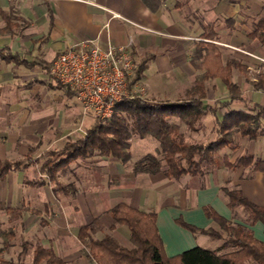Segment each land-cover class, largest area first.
<instances>
[{
    "label": "crops",
    "instance_id": "1",
    "mask_svg": "<svg viewBox=\"0 0 264 264\" xmlns=\"http://www.w3.org/2000/svg\"><path fill=\"white\" fill-rule=\"evenodd\" d=\"M225 6L223 1L212 7L206 5L201 15L194 17L184 11L191 7L188 0H161L159 6L154 0H0V9H11L19 17L13 33L0 37V160L37 159L82 138L94 125L96 118L84 114L73 93L48 72L54 58L73 43L93 40L106 47L130 42L135 67L146 61L142 78L129 86L131 96L141 92L136 96L146 100L145 92L184 94L193 85V79L201 74L191 62L195 44L202 40L204 29L212 27L214 21L223 25ZM195 20L197 26H194ZM0 26H3L1 18ZM215 32L218 42L214 43L223 50V34ZM232 39H227L226 43L232 44ZM7 51L16 55L19 62L3 60ZM245 54L253 57L250 51ZM212 85H216L217 90ZM223 86L218 79L207 82L204 103L211 107L223 103ZM254 92H257L254 103L264 105V95ZM153 100L147 99L154 104L179 102V99ZM222 114L223 109L219 110L218 117ZM204 118L216 124L211 114ZM260 138L263 141L264 136L258 137L252 145L257 149L253 154L258 155L262 148ZM156 147L155 144L154 152ZM41 163L32 161L0 179L4 183L8 177L17 189L11 194L2 189L0 232H14L13 240L20 239L21 244L31 242L51 248L66 264H95L87 261L86 251L77 236L80 229L96 220L103 223L97 238L112 234L122 242L128 241L129 231L125 226H115L113 231L108 229L111 222L107 214L118 204L156 215L157 231L168 257L195 247L208 250L219 247L213 246L217 242L208 237L193 234L176 224L180 218L198 229L212 227L213 222L204 215V208H211L231 223L248 227L253 236L264 243L261 222L249 226L244 212L241 213L244 219H240L237 208L227 207L220 192L229 181L223 169L168 180L160 174L133 175L131 167L110 158L93 156L77 159L58 172L61 185L69 188L68 192L55 197L49 185L33 183L38 179L47 180L40 170ZM32 168L34 177L24 176ZM246 170H238L233 185L249 201L264 209V173L244 176ZM94 174L99 175L98 181ZM24 188L45 191L46 197L41 196L40 206L34 201L32 206L35 207L25 205ZM6 208L20 211L7 213Z\"/></svg>",
    "mask_w": 264,
    "mask_h": 264
},
{
    "label": "trees",
    "instance_id": "2",
    "mask_svg": "<svg viewBox=\"0 0 264 264\" xmlns=\"http://www.w3.org/2000/svg\"><path fill=\"white\" fill-rule=\"evenodd\" d=\"M154 1L157 6L161 5V0ZM0 18L3 23V26H0V37L12 34L18 26L16 22L19 21V17L11 9H0ZM225 23L232 28L234 18H226ZM247 37L264 44V18L254 25ZM200 38L202 40L195 44L191 62L201 74L194 78L193 85L186 90L184 100L154 104L139 96L129 95V98L115 103L111 118L105 121L96 118L94 125L82 138L67 142L60 150L47 152L34 160L31 157L16 162L0 160V179L32 161H41L40 170L47 180L43 182L38 179L33 183L40 186L49 185L53 195L58 197L60 192H68L69 188L61 185L58 172L77 159L98 156L131 167L133 175L160 174L168 180H178L187 174L203 173L199 170L203 163L214 166L219 152L223 148H229L234 135L238 134L241 138L250 140L263 137L264 105L255 104L248 110L232 108L223 111L219 118V110L227 108L229 104L217 103V107H211L204 103L207 99L206 83L217 79L226 87L230 102L242 103L240 86L232 81L231 77L233 70L246 74L247 68L236 58L222 60L221 49L214 43L218 42V37L213 27L205 28ZM3 60L19 62L18 57L8 51ZM145 68L146 61L136 65L131 80L128 78V88L142 78ZM251 86L253 90L264 93V74H258L251 82ZM207 114L215 117L217 138L206 145L184 143L179 133V124L173 119L193 129L195 123ZM133 137L153 141L157 146L155 152L133 161L130 153ZM226 164L230 166L228 162ZM218 166L220 165H216L217 169ZM235 166L250 168L252 173H264V160L255 159L251 155L238 158ZM220 192L229 209L243 210L248 217L249 226L257 221L264 225V209L249 201L239 189L222 187ZM5 211L13 213L20 210L6 208ZM203 212L206 218L213 222L212 227L198 229L180 218L176 220V224L193 234L204 235L211 241H220L221 245L215 250L195 247L168 257L157 231L156 215L142 213L124 204L115 205L109 210L107 216L111 225L108 229L113 231L115 226H125L129 231L127 242H122L112 234L97 238V234L103 230V223L100 220L80 229L77 240L86 251L87 261L95 264H242L245 259L264 264V243L257 240L248 227L229 222L211 208H204ZM13 237L12 231L0 232L3 244L0 250V264H25L21 255L16 260L1 256ZM27 244V242L21 244L23 250ZM30 264L66 263L51 248L36 245Z\"/></svg>",
    "mask_w": 264,
    "mask_h": 264
},
{
    "label": "rangeland",
    "instance_id": "3",
    "mask_svg": "<svg viewBox=\"0 0 264 264\" xmlns=\"http://www.w3.org/2000/svg\"><path fill=\"white\" fill-rule=\"evenodd\" d=\"M223 4L226 6L223 7V25L218 21L213 22V29L214 31H219V34H223V61H226L229 58H236L242 62L247 68L246 74L240 73L237 70L232 71V81L240 85L241 96L243 98V102H230L229 95L226 87L223 86V103L229 104L227 108H224L223 111H227L229 109H245L248 110L255 106L256 93L252 89L251 82L255 80L256 76L259 74H264V44H261L257 41H253L247 37L248 33L252 30L255 24L258 23L259 20L264 18V0H221ZM181 2H185V0H181ZM206 2V3H205ZM218 0H188V3L191 4V7L184 8L189 14H192L194 17L201 15L202 9L206 6H214L216 5ZM205 14V13H203ZM212 16V14H210ZM231 16L234 18V25L232 28H229L225 20ZM194 26H197V21H194ZM234 37V39H232ZM227 39H232V44H227ZM247 51L252 52L253 57L247 56L245 53ZM248 57L250 60H245ZM133 74L129 76V80H131ZM129 81H127L128 84ZM194 83V79L192 81ZM213 84V83H212ZM214 89L217 90L216 85H212ZM145 92V91H144ZM128 93H130L128 88ZM259 95H264L263 92L259 91ZM141 94V92L136 93V95ZM159 94V93H158ZM130 95V94H129ZM144 98L153 100L154 102H162L164 100H171V101H182L185 98V93H172V94H149L145 92ZM260 103V101H258ZM257 104V103H256ZM90 117L93 115H89ZM94 117V116H93ZM176 123L179 124V133L181 134L184 143L186 144H199V145H206L211 141H214L217 138V127L216 124L209 118L200 119L195 123L194 128L190 129L184 124L180 123L178 120L173 119ZM132 140V147L130 148V153L132 156V160L139 158L142 155L148 153H154L155 144L150 139H139L138 137H133ZM259 146H262L259 154H253L256 152V148H252V145L256 143L255 140H250L248 138H241L240 135L233 136L232 144L226 148H223L222 151L219 152L218 157L216 158L214 166H207L206 163H203L199 170L205 171H215L217 170L216 165L219 164L218 169H223V172H227L229 176V181L226 182L225 186L229 189H237L233 182L235 181V177L238 176V170L242 167L235 166L236 161L238 158L242 156H253L255 159L264 160V139H259ZM254 146V145H253ZM254 149V152L252 151ZM197 159V158H196ZM228 162V164H226ZM187 167V165H186ZM246 172L244 176H249L252 174V170L250 168H246ZM69 170V169H68ZM28 171V169H27ZM34 169H30L28 172L24 173V176L27 178L34 177ZM16 174V173H15ZM18 174V173H17ZM14 175V173L12 174ZM20 175V174H18ZM21 176V175H20ZM94 177L98 181L100 179L98 174H94ZM4 183L0 182V200L2 199L3 188L7 189V191L11 193L15 192L16 184L15 182L10 181L8 177L3 181ZM23 198L25 199V205L28 204L29 207L32 206L34 203L41 204V196H45V191L40 188H24L23 189ZM61 196V192L59 193ZM38 198V199H37ZM40 206V205H39ZM240 212L239 217L240 219H244V216L241 214L243 210L241 208H237ZM1 241V239H0ZM217 243L214 244L220 246L221 242L216 241ZM12 243V244H11ZM30 243V244H29ZM26 245V249H22L20 239L15 238L11 241L8 245L5 246V250L2 253V257L5 259H13L16 260L19 255H21L22 259H24L25 264L31 263L32 252L36 245L29 242ZM213 244V243H211ZM3 244L0 243V250L2 249ZM22 250V251H21ZM21 252V253H20ZM226 252V251H225ZM223 254V252H221ZM220 253V254H221ZM242 264H257L252 259H245Z\"/></svg>",
    "mask_w": 264,
    "mask_h": 264
},
{
    "label": "built area",
    "instance_id": "4",
    "mask_svg": "<svg viewBox=\"0 0 264 264\" xmlns=\"http://www.w3.org/2000/svg\"><path fill=\"white\" fill-rule=\"evenodd\" d=\"M134 70L130 42L101 47L93 40L73 43L48 68L73 93L84 114L102 121L111 118L115 103L129 98L127 81Z\"/></svg>",
    "mask_w": 264,
    "mask_h": 264
}]
</instances>
